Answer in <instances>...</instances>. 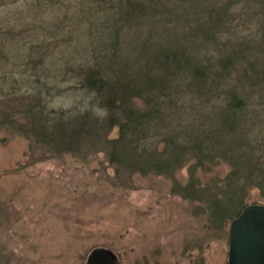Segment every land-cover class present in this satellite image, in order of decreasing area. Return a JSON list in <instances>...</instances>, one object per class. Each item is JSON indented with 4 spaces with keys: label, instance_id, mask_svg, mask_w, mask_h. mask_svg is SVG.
<instances>
[{
    "label": "rangeland",
    "instance_id": "1",
    "mask_svg": "<svg viewBox=\"0 0 264 264\" xmlns=\"http://www.w3.org/2000/svg\"><path fill=\"white\" fill-rule=\"evenodd\" d=\"M263 2L236 3L247 4L251 15L235 23L236 33L253 37L262 12L255 4ZM119 4L125 0H0V264H86L95 248L110 251L119 264H227L231 220L213 226L201 202L171 190L186 186L187 167L174 180L129 174L108 164L98 141L83 138L76 151L58 153L19 132L33 125L26 106L45 119L53 118L51 109L102 113L91 94L74 87L70 73L61 74L95 59L112 73L113 60L139 51L148 16L128 19L129 26L115 22ZM160 19L155 32L163 29ZM113 55L118 58L104 57ZM117 135L115 129L110 137ZM227 172L218 163L196 177L207 187ZM253 204L264 205L256 190L246 201Z\"/></svg>",
    "mask_w": 264,
    "mask_h": 264
},
{
    "label": "trees",
    "instance_id": "2",
    "mask_svg": "<svg viewBox=\"0 0 264 264\" xmlns=\"http://www.w3.org/2000/svg\"><path fill=\"white\" fill-rule=\"evenodd\" d=\"M207 1L206 6H172L164 0L117 5L115 22L125 20L129 26L128 19L148 16L139 51L125 59L104 56L118 58L112 73L95 59L93 65L61 74L70 73L74 87L91 94L102 113L94 115L90 108L67 115L51 109L53 118L45 119L41 110L26 106L33 125L19 132L58 153L76 151L83 138L98 141L108 164L129 174L174 180L187 167L186 186L174 182L171 190L201 202L213 226L234 219L252 190L264 202V4H255L261 18L248 37L234 27L251 17L247 4ZM160 15L163 29L155 32L152 25ZM33 93L41 99L40 91ZM115 129L118 135L111 138ZM218 163L226 164L228 172L203 186L197 172Z\"/></svg>",
    "mask_w": 264,
    "mask_h": 264
},
{
    "label": "water",
    "instance_id": "3",
    "mask_svg": "<svg viewBox=\"0 0 264 264\" xmlns=\"http://www.w3.org/2000/svg\"><path fill=\"white\" fill-rule=\"evenodd\" d=\"M108 254V255H107ZM115 256L95 249L86 264H115ZM227 264H264V205H246L228 227Z\"/></svg>",
    "mask_w": 264,
    "mask_h": 264
},
{
    "label": "flooded vegetation",
    "instance_id": "4",
    "mask_svg": "<svg viewBox=\"0 0 264 264\" xmlns=\"http://www.w3.org/2000/svg\"><path fill=\"white\" fill-rule=\"evenodd\" d=\"M95 249H98V248H95ZM95 249H93V251H94ZM105 251H107V252L109 253V255L114 256L110 251H108V250H105ZM107 255H108V254H107ZM87 259H88V258H87ZM87 259H86V262H87ZM114 261H115V264H119V261H117L116 258L114 259ZM101 264H106L105 260H103V261L101 262Z\"/></svg>",
    "mask_w": 264,
    "mask_h": 264
}]
</instances>
